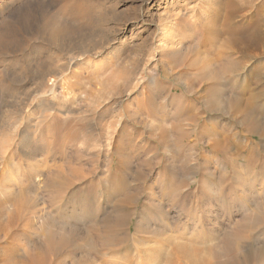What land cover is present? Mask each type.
<instances>
[{
	"label": "rangeland",
	"instance_id": "374dc122",
	"mask_svg": "<svg viewBox=\"0 0 264 264\" xmlns=\"http://www.w3.org/2000/svg\"><path fill=\"white\" fill-rule=\"evenodd\" d=\"M262 19L264 0H0V140L12 137L0 159V264H166L169 235L184 240L192 222L209 219L218 246L210 264H264V156L239 165L248 169L239 187L231 149L213 152L200 126L171 132L185 96L194 93L203 115L205 82L187 91L195 70L222 80L228 71L203 50L213 42L202 30L229 20L244 35ZM48 60L65 69L45 93L37 74ZM233 60L231 73L240 64L247 79L242 93L261 99L264 48ZM11 119L21 123L13 132ZM118 149L130 162L120 172L109 163ZM120 176L121 196L135 199L123 210L105 195Z\"/></svg>",
	"mask_w": 264,
	"mask_h": 264
},
{
	"label": "bare ground",
	"instance_id": "6f19581e",
	"mask_svg": "<svg viewBox=\"0 0 264 264\" xmlns=\"http://www.w3.org/2000/svg\"><path fill=\"white\" fill-rule=\"evenodd\" d=\"M227 5L228 4H226V8H228ZM226 8L224 7L223 9H226ZM233 9H234V7H233ZM233 9H229L228 11L233 13L235 11V9H234V11H233ZM263 22H264V19L259 20V21H255L254 23H250L251 25L247 27L248 29H247V31L245 30L246 32L244 35H243L244 32L243 33L239 32L240 31L239 29H241L242 26L240 27L236 23H232V22L230 23L229 20L222 22L223 25L220 28L218 27L217 24L216 25L213 24L214 26L211 28V26H212V24H211V26H208L210 28L202 30V33L205 35V38H207L209 40L211 37L212 42H213V43H205V44H207V46L204 45L203 50L209 51L213 55L212 56L213 60L215 62H217V64H220L221 67L226 66L228 71L224 70L225 73L223 72L224 75L222 76V78H223V80H222L221 78L218 79L221 76H219L218 78H216V76H214V77L213 76H207L208 74L205 73L206 71L203 72L201 70H195L194 75H192L191 80H189L190 83L188 84L189 86H188L187 91L192 92L193 90H190V89L192 87H194V85L196 86V84H198L199 82H202V81L205 82V84H206L205 88L207 89V92L202 97V105H200V106H202L201 109L203 110V113H202L203 115H201V116L199 115L200 117L197 118V114L194 110L195 105L197 103V97L194 95V93H191L192 95L188 96L186 93L187 91H185L183 89L182 93H184V95L185 94L187 95L184 97V99L186 100L188 107L182 108L179 111H177V109H176L177 113H175V114L177 116L179 115L178 117H176V119L177 118L178 119L173 124L171 123V125H172L171 126V132H174L177 135L181 134L184 137L186 135L191 136L190 134L195 132V129L197 128V126H200L199 131L202 133V135H205V136L207 135L209 137V138H207L208 140H206V143L211 146L213 152L216 151V152L220 153L224 149H228V148L231 149L232 153L234 155V159H233L234 163H232L231 166H232V168L234 170V174H235L234 179L240 185L239 187H241L242 185L247 183L244 181V176L246 177L245 173L248 170V169H246V167L239 168V165H242L241 163L250 161L253 157H255L256 154L264 156V93H262L261 99H260L259 94H256L253 92L250 93L248 96H245V94L242 93L243 92V91H241L242 87H240V86L244 85V84H242L241 81H246L247 79H245V77H241L239 75L240 72L238 73V71H239L238 68H237L238 71H236V67L240 66V64H238V66H235V73H231V70H233V68H232L234 65L233 63H235L233 58L236 57V54H240L242 56H247L250 58V57H253L257 53V51H262V49L264 48V33L262 32V27H261ZM43 28H44V26H43ZM53 30L54 29L52 27V31ZM202 33L200 34L201 36H202ZM222 35H225V36L221 37ZM216 41H218V43ZM214 42H216L217 44H214ZM96 53H97V51H96ZM229 58H231L232 60H228ZM236 60L238 61V58H236ZM229 63H231L232 65H229ZM237 63H235V64H237ZM54 64H55L54 62L49 61V60L43 62L41 64L40 69H39V74H37V78L39 80H41V81H39L40 84H38V85L41 88L45 89V93H48L50 91L52 92V90L54 89V86L52 85L53 83L48 84L49 81L51 83V82H53L51 80H54L56 78L54 75H58L60 77L61 76L63 77L62 72L64 71L65 68H62L60 66H52ZM252 77L256 81L261 80V79H259V75L256 72L253 73ZM237 82L240 83L239 86H238ZM151 93L154 95L153 91H151ZM169 101L173 102L174 97L173 96L170 97ZM51 109H54V108H51ZM15 110H16V113L19 112V118L21 116V119H22V115H23L22 113L23 112L20 114L21 108L17 107V108H15ZM54 110H57L58 113L66 114V115L71 111V109L70 110L69 109H63L62 106H57V108ZM218 113H219V115H218ZM41 114H39L37 116V118L39 117L37 120V122H38L37 124H39L43 120V118L45 117L44 113H41ZM219 118H221L222 120ZM226 118H228V119H226ZM183 121L187 122V123H185V124H187L186 127H188L187 131H184L182 129V127L185 126V125L182 126ZM199 122L201 124H199ZM218 122L223 123L224 126L222 125L221 127L222 128L224 127L225 130L224 129L222 130V128L217 130V131H215L216 129L213 130L214 124L218 123ZM212 123H214V124H212ZM20 124L21 123H19V125L17 126L16 122L13 121V119H11L6 125H7V128L11 132H13L14 128L20 127ZM207 124L211 125V126H209V129L206 128ZM154 129L155 130L159 129V126L155 125ZM9 135H12V134H9ZM210 136H213L214 139H211ZM255 137L260 138V140H257ZM11 140H12V137H10V138L8 137V139L5 138L4 143H6V144H3L2 140H0V159L4 158V155H5L8 147H9V145L11 144ZM128 158H129L128 156H123L122 152L118 149L117 151L115 150L114 152L111 153L110 158H109V160H110L109 163L112 164V166L116 167V171L120 172L129 166L130 162H129ZM29 164H30L29 166H31L32 171H33L37 167L36 165L38 163L36 160H32V161H30ZM208 174L210 175L212 173L209 172ZM247 176H248V174H247ZM121 177H122V179H121ZM30 179H31V177H30ZM124 182H126L125 177L123 178V176H120L119 180L117 182L112 181L111 183H109L110 185L107 184L108 186L105 187V195L107 197V200L109 203L115 204V206H114L115 209L120 210V208H121V210H123V208H125V205L128 206V205H130L131 202H133L135 200V199L131 198L132 195H130V196L128 195V197H126L125 195H124V197H123V195L121 196V194H123V192H125L124 188H127L126 184L124 185ZM167 186L168 185L165 186V189ZM214 188H215L214 186L210 185V186L206 187V190L209 193H212V191L213 192L216 191V190L214 191ZM242 191H244V190H242ZM6 192H8V191H6ZM249 192H247V194L245 196L247 197L248 195H251L252 198L249 201L253 202L252 205H256L255 202L258 200L253 198L255 196H254V194H251L252 191L250 193ZM240 194H242V193H240ZM119 196H121V197L119 198ZM245 196H243V197H245ZM257 205H259V204L257 203ZM253 215H254V213H253ZM257 221H260V220L257 219ZM194 222H192L193 226H191V228L193 229V231L196 230V232L193 233V231H192L191 235H189L187 237L185 235L186 238L184 240H181V239H180L181 241L175 240L173 238V236L169 235L171 232L168 234L166 233L167 234L166 236L169 235V237L171 238V239H169V240H171L170 261L167 262L166 264H202L203 261H205V264H206V262H208V264H210L209 262L212 259H210L209 257L214 258V256H215L214 254H215V252H217L218 246L216 243V239L212 238V236H211L212 232H214V228H212L211 226L210 227H207V226L210 223L213 226L214 225L213 222H215V221H213V220L211 221V219H209V222L207 223V225L205 223L204 224L202 223L203 226H201V227H199L197 225V223H194ZM203 227L207 231V233H205V232L204 233L206 235L208 234L207 237H210V239H211L210 241H209V239H207V237L204 238L202 236L203 232L201 233V230L204 229ZM191 228H189V229H191ZM198 228H201V230H199ZM175 231H176V229H175ZM184 231H186V230H184ZM187 233H189V231ZM158 234H163V231L161 230L160 232H158ZM205 234H204V236H206ZM164 235H165V233H164ZM181 236H183V235L181 234ZM213 236H214V234H213ZM147 250H146V252H149ZM144 254H145V252H144ZM149 254H152V253H149ZM157 254H155V255H157ZM158 255H160V253ZM87 257L89 258V256H87ZM152 257H154V256H152ZM153 259H155V258H153ZM150 262H151V260H150ZM213 263H214V260H213ZM87 264H93V261L88 259ZM147 264H149V263H147ZM158 264H160V263H158Z\"/></svg>",
	"mask_w": 264,
	"mask_h": 264
}]
</instances>
